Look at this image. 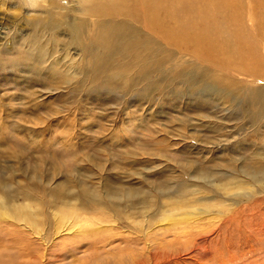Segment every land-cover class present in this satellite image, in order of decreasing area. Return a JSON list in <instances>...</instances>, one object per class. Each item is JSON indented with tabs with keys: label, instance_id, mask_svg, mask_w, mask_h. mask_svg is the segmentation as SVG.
Here are the masks:
<instances>
[{
	"label": "rangeland",
	"instance_id": "obj_1",
	"mask_svg": "<svg viewBox=\"0 0 264 264\" xmlns=\"http://www.w3.org/2000/svg\"><path fill=\"white\" fill-rule=\"evenodd\" d=\"M55 1L57 27L48 0L0 3V264L48 235L61 264L52 249L91 229L130 245L121 264H264V76L135 19L128 53H106L82 0ZM203 4L241 7L251 34V8L264 13V0Z\"/></svg>",
	"mask_w": 264,
	"mask_h": 264
},
{
	"label": "bare ground",
	"instance_id": "obj_2",
	"mask_svg": "<svg viewBox=\"0 0 264 264\" xmlns=\"http://www.w3.org/2000/svg\"><path fill=\"white\" fill-rule=\"evenodd\" d=\"M8 1L10 0H0V3ZM20 1L27 2V0ZM204 1L177 0L179 4L176 7L165 5L163 0H82V3L83 13L94 17L96 20L94 26L99 30L97 34L100 33L102 36L100 39L95 38V40H97L98 45L106 47V53L110 54L113 49L118 53H128L127 45L133 36L128 23L125 21L135 19L152 30L161 28L169 41L177 42L180 40L188 44H195L197 46L196 54L205 61H218L224 67L233 71H245L248 75L258 78L264 76V13L257 20L256 14L252 13L253 8H251L249 14L252 16L251 19L255 21L253 22L255 27L251 34L245 31L244 12H238L241 7H228L227 5L221 7L220 5L215 7L216 11L218 8V14L213 17L206 13V7H203ZM60 9L61 7L56 4L55 0H48L45 10L52 16L54 27H57L59 23ZM164 11H168L174 16L176 33L167 28H162L165 26L162 23L164 19L161 18ZM244 11H246L245 8ZM182 16H185L187 20L182 21L180 19ZM118 17H124L125 20H117ZM46 23H49V21ZM81 27H83L82 23L73 25L72 32L77 39ZM256 35L259 38H256ZM105 57L102 56L98 60L104 61ZM261 93H259V96ZM80 226L85 227L88 225L87 222H84V224L80 223L78 225V227ZM78 232L77 234H81V231ZM89 232L88 236L82 237L77 243L70 244L69 248L59 247L58 250L51 248L52 257L60 261L61 264H113L110 261V259L113 260L111 256L116 257L114 259L116 264H121L123 257L126 255L131 256L133 259L137 258L135 253L132 252L133 249L129 247L130 245L127 244L123 250L111 251L106 245L113 241L109 238L89 237L95 233L93 229ZM5 236L2 238H5ZM42 239L46 243L44 248L38 247L37 241L34 245L15 246L11 248V253H8L10 258L14 261L17 259L19 264H33V261L36 264H49L51 254L48 249L53 245L54 236L52 239L49 238V235ZM4 242L1 240L0 245Z\"/></svg>",
	"mask_w": 264,
	"mask_h": 264
}]
</instances>
